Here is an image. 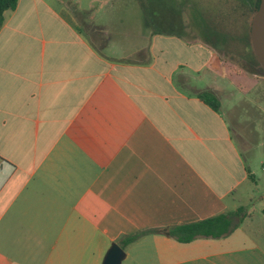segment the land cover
<instances>
[{
    "label": "crops",
    "instance_id": "crops-1",
    "mask_svg": "<svg viewBox=\"0 0 264 264\" xmlns=\"http://www.w3.org/2000/svg\"><path fill=\"white\" fill-rule=\"evenodd\" d=\"M59 1L2 12L0 264H100L124 234L240 205L225 236L146 232L120 264H264L262 207L255 222L238 199L255 179L215 91L228 73L216 41L114 34Z\"/></svg>",
    "mask_w": 264,
    "mask_h": 264
},
{
    "label": "rangeland",
    "instance_id": "rangeland-1",
    "mask_svg": "<svg viewBox=\"0 0 264 264\" xmlns=\"http://www.w3.org/2000/svg\"><path fill=\"white\" fill-rule=\"evenodd\" d=\"M53 1L60 3L59 0ZM62 1L82 15L89 10L86 18L83 16L86 20L90 16L97 24H109L114 34L127 31L131 36L143 30L148 37L151 33H169L192 41L206 40L209 33L214 35L218 56L233 72L217 81L215 91L222 101L234 140L255 179V183L243 188L241 193L238 191V199L244 203L249 198L256 222L257 215L262 214L259 209L264 204V167L261 168L264 165V71L253 66L248 60L247 49L243 47L253 0H249L248 8L241 4L243 0ZM103 38V34L98 37L96 47H101ZM168 47V53L172 54L173 47ZM181 56H184L183 52H175L176 58ZM213 60L218 63L217 56ZM197 83L203 84L202 81Z\"/></svg>",
    "mask_w": 264,
    "mask_h": 264
},
{
    "label": "trees",
    "instance_id": "trees-1",
    "mask_svg": "<svg viewBox=\"0 0 264 264\" xmlns=\"http://www.w3.org/2000/svg\"><path fill=\"white\" fill-rule=\"evenodd\" d=\"M17 0H0V25L2 22V12L5 9L12 8L16 4ZM258 0H253L251 6L249 7V18L246 23V31L244 37L243 47L247 49L249 54V61H252L257 64V60L251 50L249 42V21L252 13L254 12L257 6ZM251 62V63H252ZM228 73H233L232 68L226 66ZM198 96L210 104L213 108H218L220 102L217 96L209 89H203L198 92ZM262 213L264 214V205L261 208ZM243 206L240 205L233 210H226L218 212L211 216H207L201 219L192 220L183 223L170 224L166 226L151 227L143 230L136 231L130 234H124L117 239V242L120 246L124 247L128 242L134 240L139 235L146 232H161L165 235L171 236L178 241H188L195 237H222L230 233L239 223L243 215Z\"/></svg>",
    "mask_w": 264,
    "mask_h": 264
},
{
    "label": "water",
    "instance_id": "water-1",
    "mask_svg": "<svg viewBox=\"0 0 264 264\" xmlns=\"http://www.w3.org/2000/svg\"><path fill=\"white\" fill-rule=\"evenodd\" d=\"M249 42L257 64L264 71V0H258L249 22ZM124 257L123 248L111 241L100 264H120Z\"/></svg>",
    "mask_w": 264,
    "mask_h": 264
},
{
    "label": "flooded vegetation",
    "instance_id": "flooded-vegetation-1",
    "mask_svg": "<svg viewBox=\"0 0 264 264\" xmlns=\"http://www.w3.org/2000/svg\"><path fill=\"white\" fill-rule=\"evenodd\" d=\"M249 0H243V1H241V4H244L245 6H246V8H248L249 7ZM248 35H249V31H248ZM206 40H208V41H215L214 40V35L213 34H207V38H206ZM213 45V44H212ZM214 45H218V43L216 42ZM216 46H214V48H215V50H216V52L218 53V49H217V47ZM252 62V61H251ZM252 64H253V66L254 67H258L259 69H261L260 67H259V65L258 64H256V63H254V62H252Z\"/></svg>",
    "mask_w": 264,
    "mask_h": 264
}]
</instances>
